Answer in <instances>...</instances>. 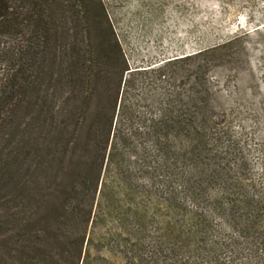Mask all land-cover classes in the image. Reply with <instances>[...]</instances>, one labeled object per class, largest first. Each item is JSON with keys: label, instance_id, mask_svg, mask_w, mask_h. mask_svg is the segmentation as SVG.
Wrapping results in <instances>:
<instances>
[{"label": "trees", "instance_id": "trees-1", "mask_svg": "<svg viewBox=\"0 0 264 264\" xmlns=\"http://www.w3.org/2000/svg\"><path fill=\"white\" fill-rule=\"evenodd\" d=\"M132 57L101 0H0V264H221L214 222L264 241V194L206 118L144 108L157 155H125Z\"/></svg>", "mask_w": 264, "mask_h": 264}, {"label": "rangeland", "instance_id": "rangeland-1", "mask_svg": "<svg viewBox=\"0 0 264 264\" xmlns=\"http://www.w3.org/2000/svg\"><path fill=\"white\" fill-rule=\"evenodd\" d=\"M101 1L115 23L122 0ZM171 7L176 15L170 23L157 25L163 40L154 41L155 48L137 49L138 57L129 60V67L141 72L130 76L125 88L130 110L120 121L125 137L132 132L125 155L133 161L138 155H157L152 126L140 124L138 112L144 108L157 115L180 111L195 126L206 118L214 145L210 155L239 161L241 182L264 194V0H178ZM144 91L150 96L141 97ZM168 150V155L181 154L176 143ZM148 165L152 169L154 163ZM213 225L205 244L216 250L219 263H245L249 256L251 264L264 261V241H246ZM149 239L147 254L157 241L153 230Z\"/></svg>", "mask_w": 264, "mask_h": 264}, {"label": "crops", "instance_id": "crops-1", "mask_svg": "<svg viewBox=\"0 0 264 264\" xmlns=\"http://www.w3.org/2000/svg\"><path fill=\"white\" fill-rule=\"evenodd\" d=\"M177 3L178 0H122L115 25L123 47L132 55H138L136 50L141 47L155 48L154 41L163 40L157 25L170 23L169 18L176 15L171 5Z\"/></svg>", "mask_w": 264, "mask_h": 264}]
</instances>
